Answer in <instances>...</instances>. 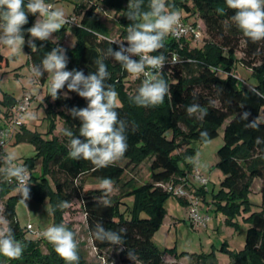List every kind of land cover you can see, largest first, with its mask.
I'll return each mask as SVG.
<instances>
[{"label": "trees", "instance_id": "1", "mask_svg": "<svg viewBox=\"0 0 264 264\" xmlns=\"http://www.w3.org/2000/svg\"><path fill=\"white\" fill-rule=\"evenodd\" d=\"M64 1H71L74 4L76 14L79 13V8H83L78 25L73 27L76 37L74 45L63 47L68 57L66 70H82L85 75L94 73L97 69L96 60L103 57L110 47L119 50V44L111 43L114 40L108 38L94 5L87 7L75 0ZM100 2L103 7L117 15L121 40L115 41H123L129 25L133 23L126 17L129 0ZM166 3L176 11L186 13V16L197 14L203 22L204 30L199 39L191 36H188L189 39L187 36L176 39L169 34L163 42L164 47L151 53L167 58L162 72L163 78L169 84L170 95L165 97L162 104L144 108L132 103L129 97L136 93L143 77L131 76L112 57L104 61L110 73V79L106 83H110L118 92V100L122 106L118 109L119 116L128 125L126 130L128 148L122 157L127 161L124 165L115 162L106 168L96 170L89 161L73 160L69 157V138L63 135V129L70 128L73 134L79 137L81 121L69 115L68 110L72 107H86L88 102L76 92H69L65 85L64 89L58 92L59 98L54 100L56 113L63 120L59 135L53 133L54 120H51L44 132L45 136L38 131L26 129L23 124L20 126L21 130L13 134L15 142L33 143L35 156L40 157L42 161L40 173L32 171V157L25 158L20 164L29 171L30 195L37 198L48 196L52 215L51 226L63 223L71 231L72 224L64 219L67 208L61 209L58 205L65 200L69 203L72 199L79 200L87 232L98 253L118 245V253L122 258H129L128 253H131V259L138 264H167L163 258L165 254L180 257L185 255V252L178 253L173 247L159 248L152 240L154 232L162 224L166 214L164 202L172 195L158 183L171 181L174 184L179 182L187 184V174L193 171L194 167L193 162L187 160L196 150L192 143L201 142L202 131H207L210 139L217 137L220 127L230 118L223 126V143L216 151L217 167L223 176L219 181V189L212 199L230 221L241 209H249L248 193L252 180L258 178L262 181L259 208L246 216L248 226L245 229L244 247L231 252L229 264H264V142L259 145L256 143L257 137L264 141V124L257 129L245 127V124L256 118L264 108V99L249 91V87H255L264 93V40L253 43L243 36L231 22L230 17L235 14V10L227 8L226 0H166ZM148 4L149 0H143L144 10H148ZM221 8L223 12L219 11ZM36 16L29 14L28 23L23 26L26 39L24 47L31 69L34 65H40L45 55L59 46L53 40H36V51L28 46L30 36L27 29L33 26ZM191 24L196 25L197 22ZM189 41H199L201 44L195 43L189 47ZM124 44L127 45V42L124 41ZM238 50L242 52L239 60L235 55ZM173 55L178 61L175 64L172 63ZM132 58L139 59L135 56ZM237 60L251 69L250 78L253 83L250 84L238 77L235 70ZM6 63L7 57L0 53V65L4 66ZM46 77L45 72L42 77L36 78L43 82ZM16 102L13 100L8 104L13 106ZM194 103L207 109L208 115L203 120L187 114L186 107ZM241 104L244 105L243 108L240 107ZM245 111L251 113L248 121L240 120ZM10 112L11 109L6 113L7 117ZM8 126L9 122L1 129H8ZM79 138L83 140V137ZM3 155L5 154L0 151V156ZM146 158H150V180L139 184L129 180V185L120 194L132 195L133 201L130 204L124 203L118 196H113L110 197L111 206L105 207L95 199L103 195L99 188L83 189L82 179L85 176L111 178L117 181L122 177L128 164L136 165ZM3 166L4 163L0 160V167ZM47 174L52 179L53 186L48 182ZM16 186L15 179L7 183L0 177V199H3L0 214L10 222L15 238L24 244V252L18 260L0 256V264H66L56 254L48 240L25 236V230L19 225L14 209V204L20 197L17 193L6 197ZM203 188L200 186L195 193L205 199L206 191ZM177 199L184 205L188 204L185 198ZM123 203L125 207L121 210L120 204ZM98 222L105 230L120 232L124 229L121 233L123 243L110 244L95 240L93 232ZM42 241L45 242L46 253L41 249ZM225 244H222V250L226 249ZM78 264L85 263L79 258ZM183 264H217V258L212 251L200 252L194 254L192 261Z\"/></svg>", "mask_w": 264, "mask_h": 264}, {"label": "clouds", "instance_id": "2", "mask_svg": "<svg viewBox=\"0 0 264 264\" xmlns=\"http://www.w3.org/2000/svg\"><path fill=\"white\" fill-rule=\"evenodd\" d=\"M228 9L235 10L230 17L234 24L247 40L253 43L264 40V0H226ZM127 19L132 24L127 29L126 38L118 43L119 50L110 47L106 54L96 60L97 69L94 73L85 75L82 70H66L68 57L65 49L60 46L49 51L40 65L33 66V74L42 77L46 72L50 77V96L58 99V92L65 85L69 92H76L88 103L86 107H72L68 114L81 121L79 137L73 134L70 128L63 129V135L69 138L68 155L73 160L89 161L94 169L106 168L120 160L126 153L127 122L120 118L118 109L122 107L118 101V92L110 83V73L107 70L105 60L112 57L121 67L133 77H143L142 83L136 89L134 95H130L132 103L138 107L151 108L162 104L165 97L170 95V87L163 78V68L167 58L164 55H151L164 47V40L170 34H175L180 23V13L167 5L166 0H149L148 10L143 8V0H129ZM220 12L224 10L219 9ZM37 15L32 27L27 29L30 38L28 46L37 50L36 40L49 41L53 34L60 31L64 24L69 23L65 13L61 9L54 8L45 0H0V44L8 48L13 54L22 51L25 45L23 26L28 23V16ZM127 42V47L124 45ZM246 43V41H245ZM139 59H133L132 57ZM177 57L172 56V63H177ZM254 95L264 99L255 87H249ZM195 97V93H193ZM65 98L67 94L65 93ZM211 103V102H210ZM244 107L243 104L240 105ZM189 116H195L203 120L208 111L201 105L194 103L186 107ZM250 112H243L240 120L248 121ZM264 124V116L256 118L245 124L246 128L257 129ZM201 141L210 143L209 133L200 132ZM262 141L257 137L256 143ZM17 157L13 153L0 156L4 166L0 167V177L4 182H17V195L21 204L27 207L26 201L30 199L29 174L26 167L17 164ZM194 157H188V162H194ZM99 190L103 195L96 197V201L105 207L111 206L110 195L114 192L113 180L101 178ZM59 208L69 207L68 201H62ZM120 232L105 230L101 223H97L93 236L95 240L110 244H122L123 237ZM43 236L54 247L56 254L66 264H78V242L75 233L69 230L65 224L48 227ZM24 244L15 238L10 222L0 214V256L10 260H18L24 252ZM129 258L132 257L128 253Z\"/></svg>", "mask_w": 264, "mask_h": 264}, {"label": "rangeland", "instance_id": "3", "mask_svg": "<svg viewBox=\"0 0 264 264\" xmlns=\"http://www.w3.org/2000/svg\"><path fill=\"white\" fill-rule=\"evenodd\" d=\"M77 3L87 7L94 5L96 12L101 19L102 24L105 26L106 34L111 40H121L119 37V27L117 23V15L109 9L102 6L100 0H75ZM54 8L64 11L65 16H74L77 20L83 8H79V13L74 12V4L71 1L54 0L50 2ZM183 20L188 23L197 22L203 27V22L198 18L197 14L186 16V13L178 11ZM37 16L34 20V23ZM73 25L68 23L64 24V28L53 34L50 40H53L60 47L73 46L76 40ZM189 39V37H186ZM31 39V38H28ZM26 41V39H25ZM201 44V42L189 41V47L194 44ZM0 53L7 57V63L3 66L0 65V129L7 126L8 120L11 117V112L6 116L8 110L13 106L8 103L20 100L23 95L28 94L29 104L24 114L23 127L32 131H38L44 135L48 129L51 120H54L55 128L53 133L59 135L60 129L63 125V120L58 117L56 113L57 107L54 104L53 98L50 96V77L47 74L46 79L40 82L33 74L32 69L28 63V55L25 47L22 51L18 50L13 54L8 48L0 44ZM236 57L242 56L241 51H236ZM235 63V70L238 77L242 80H247L250 84L253 83L250 78L251 69L241 64L239 61ZM119 101V100H118ZM260 115L264 116V108L260 110ZM230 118L226 119L224 124ZM219 129V134L215 138L210 139V143L204 144L201 142H193L192 146L196 148L195 153L191 156L194 157L193 171L187 174V191L190 199L197 197L198 211L202 216H206L205 225L191 224L188 219V204H182L177 196L170 195L164 202L166 214L163 218L162 224L154 232L152 240L159 248L173 247L176 252H185V255L174 257L170 254L164 255V260L167 264H183L190 262L194 259L195 253L200 252H214L217 258V264H229L233 251H238L244 247V235L247 228L246 216L259 208L261 202L260 186L262 181L254 178L251 182L248 199L250 201L249 209H241L229 220V217L222 209H218L215 201L212 199L213 195L219 189V181L223 174L217 167L218 155L217 149L222 145V131L223 126ZM182 128L184 126L180 124ZM21 127L15 128L17 132ZM21 130V129H20ZM13 134L15 135V133ZM10 135L5 138V143L0 146L2 154L13 153L17 157L16 163L22 164L27 157H32L33 166L32 171L35 173L41 172V158L35 156V147L33 143L21 141L15 142V136ZM127 160L121 158L117 162L121 165ZM150 158H146L139 164H128L122 177L113 181L114 192L110 197L118 196L124 203L130 204L133 197L130 194L120 195L128 186L129 180L139 184L150 180L149 175ZM181 165L183 163L181 162ZM199 170L207 181L203 185L206 191L205 199L198 195L196 189L202 186L198 180L194 178V173ZM48 182L53 186L52 179L47 174ZM100 179L85 176L82 179L83 189L99 188ZM17 186L12 188L6 197L10 194H16ZM120 195V196H119ZM185 198V199H186ZM186 199V200H188ZM20 200V199H19ZM16 201L14 204L15 216L19 225L24 228L25 236L28 238L36 239L42 238L47 240L43 233L52 224V215L50 212V202L48 196L37 198L30 195V199L26 201L27 207L24 204ZM189 202V201H188ZM120 204V209L123 210L125 205ZM3 204V199H0V206ZM66 222H70L75 233V239L78 242V255L85 264H138L131 258H122L118 251L119 246H112L98 253L93 247L91 238L86 229L85 216L83 214L82 206L79 200L72 199L64 213ZM223 243H226L225 250L221 249ZM41 249L44 253L47 252L45 242H41Z\"/></svg>", "mask_w": 264, "mask_h": 264}, {"label": "built area", "instance_id": "4", "mask_svg": "<svg viewBox=\"0 0 264 264\" xmlns=\"http://www.w3.org/2000/svg\"><path fill=\"white\" fill-rule=\"evenodd\" d=\"M51 4L50 2H45ZM38 15V14H37ZM70 25L76 26L78 25V20L74 16H66ZM204 27V26H203ZM203 27L200 24L193 25L188 22H184L180 19L179 26L176 29L175 34L170 33V35L176 39H179L184 36H191L194 39H199L203 32ZM125 45V44H124ZM127 47V45H125ZM29 95H25L20 100L13 105L11 108V117L9 118V128L8 129H0V146H3L5 143V138H8L10 135L13 134L15 128L20 127L23 123L24 114L26 112L27 106L29 104ZM29 174V171H28ZM194 178L198 180V182L203 186L206 184L207 179L201 175L199 170H196L194 173ZM172 195L186 198L189 194L187 191V184L186 182H179V183H172L171 181L161 182L158 183ZM188 199V198H186ZM188 219L191 224L195 225H205V221L207 219L206 216H202L199 214L198 211V198L192 197L188 199Z\"/></svg>", "mask_w": 264, "mask_h": 264}]
</instances>
